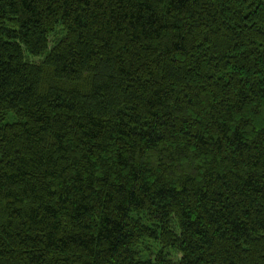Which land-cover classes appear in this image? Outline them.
I'll return each instance as SVG.
<instances>
[{
  "label": "trees",
  "instance_id": "trees-1",
  "mask_svg": "<svg viewBox=\"0 0 264 264\" xmlns=\"http://www.w3.org/2000/svg\"><path fill=\"white\" fill-rule=\"evenodd\" d=\"M0 264H264V0H0Z\"/></svg>",
  "mask_w": 264,
  "mask_h": 264
},
{
  "label": "rangeland",
  "instance_id": "rangeland-1",
  "mask_svg": "<svg viewBox=\"0 0 264 264\" xmlns=\"http://www.w3.org/2000/svg\"><path fill=\"white\" fill-rule=\"evenodd\" d=\"M148 244H149V243H148ZM149 245H152V246H154V244H153V243H150ZM152 246H151V247H152ZM148 247H149V246H148Z\"/></svg>",
  "mask_w": 264,
  "mask_h": 264
}]
</instances>
